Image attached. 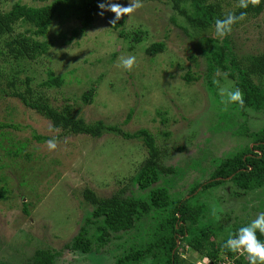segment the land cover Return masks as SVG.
<instances>
[{
  "label": "rangeland",
  "instance_id": "374dc122",
  "mask_svg": "<svg viewBox=\"0 0 264 264\" xmlns=\"http://www.w3.org/2000/svg\"><path fill=\"white\" fill-rule=\"evenodd\" d=\"M18 1L36 7L44 4L0 0V9L8 11ZM218 1L238 4L237 0ZM117 2L127 6L129 0ZM141 2L143 7L125 16V25L118 29L109 24L113 18L110 12L98 15L92 27L78 38L72 35L79 27L76 19L55 22L42 39L51 46L49 52L37 62L24 63L21 69L12 66L21 72L15 78L17 88L24 91V81L31 78L33 87L56 106H74L89 123L104 120L127 132L149 130L166 169L160 174V185L168 187L178 199L191 198L201 192L190 196L194 186L210 179L215 162L251 144L239 134L241 126L247 123L258 130L264 116L252 111L242 113L239 105L221 94V89H237V80L232 77L233 69H211L204 53L214 49L205 39L212 36L210 32H195L166 0ZM133 27L145 29L147 39L136 44L121 38L122 30ZM25 28L20 26L18 30ZM230 35L237 56L264 53V13ZM12 39H0V122L18 127L0 130V189L7 197L0 200V259L24 264L37 250L51 249L57 253L56 264H115L114 256L125 254L132 245L144 247L152 240L149 238L158 223L157 215L140 220L137 230L114 235L101 252L73 253L66 245L93 210L84 199V190L92 189L103 199L116 195L146 197L132 178L147 159V149L139 140L126 141L115 134L96 139L63 135L19 98L3 94L1 89H8L6 84L14 76L10 64L3 62L9 59L6 43ZM160 41H165V50L149 56L146 49ZM128 55L136 57L131 71L117 67L118 58ZM49 70L63 77L61 88L40 86ZM188 73L199 80L185 81ZM92 87L96 92L94 102L83 104L82 95ZM35 135L48 139L39 142ZM51 139L57 141L54 151L46 143ZM229 186L201 194L198 202L215 205V209L220 203L225 226L248 224L264 213V188L236 197L230 196L231 188L227 193ZM180 254L192 261L199 257L187 248Z\"/></svg>",
  "mask_w": 264,
  "mask_h": 264
},
{
  "label": "trees",
  "instance_id": "16d2710c",
  "mask_svg": "<svg viewBox=\"0 0 264 264\" xmlns=\"http://www.w3.org/2000/svg\"><path fill=\"white\" fill-rule=\"evenodd\" d=\"M44 3L40 7L23 4L20 1L13 4L10 10L0 9V39L12 36L6 43L9 59L3 60L15 65L18 69L24 63H34L46 55L50 45L42 39L48 35L55 22L76 19L78 26L73 29L74 37H82L92 27L100 9L98 4L102 0H36ZM51 1V2H49ZM175 13L197 33L210 32L211 37L205 38L214 49L204 51L211 69L228 71L233 69L232 77L237 80L236 86L243 93V107L239 103L242 113L249 111L264 116V53L255 55L237 56L231 45V33L222 40L213 38L214 23L216 19L224 18L229 13L239 16L246 13L245 19L232 27V31L259 17L264 13V0L259 5L246 8L224 5L218 0H166ZM238 1V0H237ZM176 21L175 19H173ZM127 21L126 17L117 23L114 29L121 28ZM26 27L19 31V27ZM231 31V32H232ZM121 38L132 39L139 44L147 39V31L139 27L122 30ZM132 48V46H131ZM130 48V49H131ZM166 48L165 41L154 42L146 49L149 56L154 57ZM11 62V63H10ZM18 63V64H17ZM14 69V68H13ZM11 69L14 74L11 81L6 84L8 89H1L3 94L19 98L22 103L35 110L49 120L54 129L61 130L63 135H85L92 138H102L105 134H115L126 141H141L147 149L148 157L141 165L137 175L132 179L146 197L100 198L92 189L83 191L86 202L93 206L90 216L85 220L79 233L66 245L73 253L90 254L101 252L111 242L113 236L128 233L140 227L139 221L151 214L159 217L152 235L144 247L136 248L132 245L126 253L114 256L115 264H249L246 254L233 253L222 249V245L230 236L238 233L246 223L225 226L221 219L223 211L207 203H199V196L211 192L219 187L231 184L230 196L253 193L264 188V123L258 130H252L246 123L239 134L245 136L251 144H247L238 153L218 160L210 179L205 183L194 186L191 195L201 192L191 198L178 199L169 191L168 187L161 186V172L166 171L161 164V151L157 146L153 133L147 129L134 132L123 131L104 120L89 123L78 115L72 105L56 106L52 99L44 92H38L33 87V80L26 78V89L17 88V81L21 73L18 69ZM47 79L41 83L43 89L61 88L64 79L52 70L47 73ZM184 80L191 82L199 80L191 73L184 76ZM96 95L95 88L88 89L81 97L83 104H92ZM134 110L128 116L129 122ZM264 119V118H263ZM264 122V121H263ZM17 129L16 125L0 122L1 129ZM36 140L45 141L48 138L35 135ZM176 172V169H167ZM174 170V171H173ZM229 193V191L227 192ZM6 191L0 189V200H5ZM28 214V212L26 211ZM257 238L264 242V235L257 231ZM180 246L182 249H180ZM189 249L199 255L196 261L181 257L180 250ZM57 253L51 249H39L34 256L24 264H56ZM0 264H13L0 259Z\"/></svg>",
  "mask_w": 264,
  "mask_h": 264
},
{
  "label": "clouds",
  "instance_id": "9594fccd",
  "mask_svg": "<svg viewBox=\"0 0 264 264\" xmlns=\"http://www.w3.org/2000/svg\"><path fill=\"white\" fill-rule=\"evenodd\" d=\"M260 0H238V7L246 9L250 4L252 6L259 5ZM141 0H129L127 6L117 2V0H102L98 4L100 9L98 15L103 17L105 12L113 14V18L109 20V24L115 27L122 17H130L131 14L142 8ZM246 13L241 12L239 16L234 13L227 14L224 18L216 19L214 23L213 38L222 40L229 35L232 31L233 25L245 19ZM136 63L134 55L127 57H119L117 67H121L127 71H131ZM221 94L227 96L228 102L239 103L243 107V93L237 88L235 90L221 89ZM56 131H59L56 129ZM48 149L54 151L57 147L55 139L48 140ZM257 231L264 235V213H260L253 221L247 226L241 227L233 236H230L227 241L222 245V249H227L233 253L246 254V259L249 264H264V242L257 238Z\"/></svg>",
  "mask_w": 264,
  "mask_h": 264
},
{
  "label": "built area",
  "instance_id": "2783aa9c",
  "mask_svg": "<svg viewBox=\"0 0 264 264\" xmlns=\"http://www.w3.org/2000/svg\"><path fill=\"white\" fill-rule=\"evenodd\" d=\"M198 264H210V262L209 263H202V262H199ZM212 264H215V263H212Z\"/></svg>",
  "mask_w": 264,
  "mask_h": 264
}]
</instances>
